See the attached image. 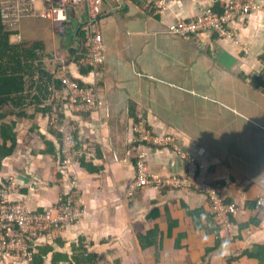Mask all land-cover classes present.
<instances>
[{"label": "crops", "instance_id": "crops-1", "mask_svg": "<svg viewBox=\"0 0 264 264\" xmlns=\"http://www.w3.org/2000/svg\"><path fill=\"white\" fill-rule=\"evenodd\" d=\"M170 1L156 14L147 0H103L93 21L84 4L65 20L42 18L35 0L13 30V43H42L49 73L65 68L81 84L97 85L103 101L84 115L64 111L75 124L76 158L67 167L44 109L55 87L48 96L25 91L21 105H0V185L13 176L12 200L39 211L67 197L84 211L77 224L32 243L49 248L45 264L57 256L55 264H260L248 254L264 245V213L256 206L264 198V11L231 22L239 43L209 34L183 38L171 24L207 7L225 11L231 0ZM79 32L85 40L101 36L103 61L95 69L74 60ZM141 118L153 133L175 137L182 154L197 159L199 179L237 204L233 232L193 190L145 187L128 195L138 143L132 127ZM146 151L151 174L185 173L186 158L172 146Z\"/></svg>", "mask_w": 264, "mask_h": 264}, {"label": "built area", "instance_id": "built-area-1", "mask_svg": "<svg viewBox=\"0 0 264 264\" xmlns=\"http://www.w3.org/2000/svg\"><path fill=\"white\" fill-rule=\"evenodd\" d=\"M43 10L40 17L50 19L56 14L59 20H65L69 10L84 4L90 18L97 20L103 0H40ZM155 8L156 14H164L170 0H147ZM35 0H1L0 16L3 25L16 27L20 18L28 16L33 11ZM264 11V2L259 0H231L225 11L218 12L214 8H203L200 13L190 20H180L170 25L172 34L189 38L198 34L217 35L234 43H239L230 24L237 18L246 17L254 12ZM12 34V38H13ZM16 37V36H14ZM17 37L16 42H20ZM85 53L80 62L97 68L103 61V44L100 34L93 32L84 41ZM60 87L55 88L53 102L47 110L48 126L60 137L61 165L67 167L76 158L74 130L75 124L64 111L84 115L98 110L102 104L97 85H83L72 77L65 68L55 75ZM137 133V158L135 177L128 188V195L145 187L164 190L186 189L193 190L206 196L211 212L216 216L221 227L229 234L234 230L232 217L238 214L235 202H226L221 195L220 186L202 182L199 179L198 161L193 156H186L172 135L153 133L146 120L138 119L132 127ZM148 146H172L180 155L186 158V171L182 175L161 176L151 174L148 170ZM75 186V177H71ZM15 178H8L7 185H0V264L6 262L18 264L22 261L31 264L33 251L32 243L42 234L51 230H61L79 222L83 215L81 204L67 197L64 201L42 211L27 204L12 200V190L15 188ZM77 193V192H76ZM72 194V193H71ZM75 194V191H74ZM72 197V196H71ZM257 206L264 213V198H259ZM29 241L31 244H29Z\"/></svg>", "mask_w": 264, "mask_h": 264}, {"label": "trees", "instance_id": "trees-1", "mask_svg": "<svg viewBox=\"0 0 264 264\" xmlns=\"http://www.w3.org/2000/svg\"><path fill=\"white\" fill-rule=\"evenodd\" d=\"M1 3V0H0ZM219 12V11H218ZM221 13L223 11H220ZM12 34L14 31L2 24L0 16V105L3 103H11L21 105L27 100V93L33 90H39L44 95L48 96L51 87L59 88L60 82L55 78L54 73H49L44 67L43 45L39 41H21L18 43L12 42ZM79 49L77 54L74 55L75 62L82 68L88 69L89 66L80 62V59L85 53L84 41L85 38L81 33H78ZM27 93H26V92ZM47 93V94H46ZM50 107V106H49ZM49 107L44 108L46 111ZM1 117V114H0ZM3 129L4 125H0ZM1 135L4 137V132ZM9 138H13L11 134ZM216 186V184H211ZM227 202V201H226ZM257 206V205H256ZM257 209L260 210L257 206ZM213 218L218 222L215 215ZM232 217V221H233ZM218 233L220 226L217 225ZM29 244L31 242L29 241ZM33 251L31 264H45L49 248L31 247ZM78 254L75 256V262L81 261L82 258L78 255H83V251L76 250ZM249 257L257 258L260 264H264V245L257 246L254 252L248 254ZM61 257L57 256V260ZM56 259L52 261L55 264Z\"/></svg>", "mask_w": 264, "mask_h": 264}, {"label": "clouds", "instance_id": "clouds-1", "mask_svg": "<svg viewBox=\"0 0 264 264\" xmlns=\"http://www.w3.org/2000/svg\"><path fill=\"white\" fill-rule=\"evenodd\" d=\"M224 244L226 245L227 244V241H224Z\"/></svg>", "mask_w": 264, "mask_h": 264}, {"label": "water", "instance_id": "water-1", "mask_svg": "<svg viewBox=\"0 0 264 264\" xmlns=\"http://www.w3.org/2000/svg\"><path fill=\"white\" fill-rule=\"evenodd\" d=\"M63 25V24H62Z\"/></svg>", "mask_w": 264, "mask_h": 264}]
</instances>
